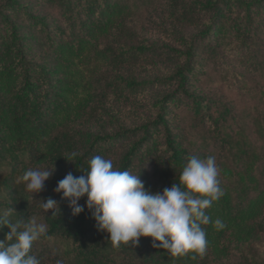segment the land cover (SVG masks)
<instances>
[{"label": "trees", "instance_id": "trees-1", "mask_svg": "<svg viewBox=\"0 0 264 264\" xmlns=\"http://www.w3.org/2000/svg\"><path fill=\"white\" fill-rule=\"evenodd\" d=\"M1 1L0 210L11 209L12 222L35 219L45 226L31 254L41 264L50 256L56 264H264V104L252 118L253 143L226 132L230 111L212 114L215 102L201 95L198 82L229 54L241 58L246 71H264V0H170L169 20L151 28L167 40L143 43L127 38L137 12L153 0H44L58 11L60 24L35 12L33 0ZM186 25L196 27L195 34L185 33ZM155 70L165 75L151 81L132 76ZM81 74L106 75L83 82ZM155 88L166 93L153 104V119L128 130H87V120L108 104H135ZM176 108L189 110L206 129L205 144L213 150L183 144L173 128ZM95 155L139 174L153 193L179 183L188 156L214 155L224 195L206 212L225 226H202L206 254L173 257L153 247L150 237L115 248L98 230L86 196L79 201L84 211L73 216L54 189L69 172L83 175ZM37 167L55 171L32 194L16 179ZM49 197L58 202L55 215L40 206ZM9 231L0 226V241Z\"/></svg>", "mask_w": 264, "mask_h": 264}, {"label": "clouds", "instance_id": "clouds-1", "mask_svg": "<svg viewBox=\"0 0 264 264\" xmlns=\"http://www.w3.org/2000/svg\"><path fill=\"white\" fill-rule=\"evenodd\" d=\"M76 155L71 153L72 158ZM186 160L179 183L164 188L162 193L146 189L139 174L119 170L111 159L101 155L88 161L83 175L67 173L54 191L62 193L61 198L68 201L73 216L84 211L85 206L79 201L86 196V207L98 230L109 234L108 240L115 248L136 246L141 237H150L153 247L162 248L173 257L191 253L193 258H202L209 244L202 226L209 223L217 228L225 226L219 218L212 221L206 212L224 191L214 155L203 159L190 155ZM54 171V167L30 168L17 177L16 183H23L26 191L36 194L43 190L45 181ZM40 201L46 213L49 210L52 215L57 210L60 212L58 202L51 197ZM10 215L11 209L0 210V226L10 229L0 241V264H41L31 250L34 243L46 235L45 226L35 219L12 222Z\"/></svg>", "mask_w": 264, "mask_h": 264}, {"label": "rangeland", "instance_id": "rangeland-1", "mask_svg": "<svg viewBox=\"0 0 264 264\" xmlns=\"http://www.w3.org/2000/svg\"><path fill=\"white\" fill-rule=\"evenodd\" d=\"M44 1V0H43ZM33 0L32 7L35 12L53 21L55 24L62 22L58 11L49 6L45 1ZM170 0H153L150 5L140 8L136 14L135 24L130 27L131 37L127 42L143 43L148 41H161L165 39L158 32H153L152 24L169 20L168 2ZM0 2H2L0 0ZM160 25V26H162ZM188 35L195 34L196 27L192 25L183 26ZM161 37V39H158ZM136 43V44H137ZM218 66H210L205 73L199 76V87L203 97L214 100L215 110L228 109L230 114L225 123V130L233 136L237 135L247 141L255 143L253 134V117L257 110L262 109L264 104V71L252 73L246 71L242 65L241 58L234 55L225 56ZM163 70V69H162ZM164 71V70H163ZM260 74V75H259ZM106 74H81L83 82H89L92 76H104ZM165 74H160V70H155L149 74H132L139 81H151L160 78ZM166 90L155 88L149 90L142 97H138L135 104L125 106L122 101H117L113 107L108 104L102 111L101 116L87 120V130L91 132H112L119 129H132L148 120L153 119V104L164 96ZM175 120L173 128L185 146H190L193 150H210L205 144V130L199 124H195L192 114L186 108L174 109ZM213 150V149H212ZM49 264H56L50 256Z\"/></svg>", "mask_w": 264, "mask_h": 264}]
</instances>
